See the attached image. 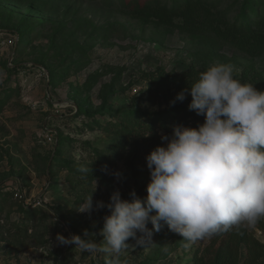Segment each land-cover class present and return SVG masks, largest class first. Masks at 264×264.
<instances>
[{
    "label": "rangeland",
    "instance_id": "rangeland-1",
    "mask_svg": "<svg viewBox=\"0 0 264 264\" xmlns=\"http://www.w3.org/2000/svg\"><path fill=\"white\" fill-rule=\"evenodd\" d=\"M129 1L153 11L170 2L0 0V264H105L112 258L60 245L56 237L84 238L87 229L103 245L113 193L131 202L135 191L144 201L151 182L146 157L166 145L129 143L119 152L112 146L122 127L129 138L136 118L144 125L138 110L165 109L148 100L159 70L179 75L193 64H226L236 75L251 67L264 78V49L252 56L202 29L181 33L151 14L146 24L132 17ZM190 1L226 12L229 20L238 12V0ZM257 7L264 22V0ZM258 28L264 32V23ZM91 194V215L78 212ZM99 201L105 207L96 210ZM147 227L153 229L150 222ZM244 227L264 247V219ZM168 234L162 221L120 264H213L224 238L191 243L177 237L166 247ZM247 258L240 246L237 264ZM248 263L264 264V258Z\"/></svg>",
    "mask_w": 264,
    "mask_h": 264
},
{
    "label": "clouds",
    "instance_id": "clouds-1",
    "mask_svg": "<svg viewBox=\"0 0 264 264\" xmlns=\"http://www.w3.org/2000/svg\"><path fill=\"white\" fill-rule=\"evenodd\" d=\"M190 95L189 110L204 116V123L198 128L175 125L171 138L162 135L167 146L146 157L151 175L146 201L135 191L131 202L114 192L106 206L111 214L104 217L100 232L103 245L87 229L84 238L57 234L60 245H75L93 257L107 253L112 258L105 264H120V256L130 247L144 246L153 230H161L162 221L195 243L264 219V91L234 78L231 65L215 64L200 73ZM184 99L185 92L176 97ZM92 194L78 212L91 215ZM104 207L97 202L96 210Z\"/></svg>",
    "mask_w": 264,
    "mask_h": 264
},
{
    "label": "trees",
    "instance_id": "trees-1",
    "mask_svg": "<svg viewBox=\"0 0 264 264\" xmlns=\"http://www.w3.org/2000/svg\"><path fill=\"white\" fill-rule=\"evenodd\" d=\"M128 3L132 17L146 24L149 23L148 15L151 14L160 23L167 22L169 26L180 30L181 33L192 34L195 30L202 29L214 34L220 40L245 49L252 56L258 54L257 49H264V32L258 28L264 23L260 20L263 16L262 10L257 7L259 0H238V12L233 20H229L228 13L214 10L202 1L170 0L169 4L166 3V8L161 11H153L147 6H140L135 1ZM175 19H178V22L174 21ZM207 69L205 66L198 68L193 64L179 75L159 70L158 74L150 79L152 91L148 100L152 105L165 106V109L154 113L148 110H138L136 115L144 119L143 124L146 127L143 128L144 125H141L142 123H139V119L136 118L132 124L135 133L132 132L131 137L126 138V129L122 127L117 132L119 139L116 140L112 148L119 152V149H125L129 143L138 145L150 142L164 143L167 146L168 141L162 140L161 137L166 135L171 138L173 126L183 125L184 127L198 128L202 125L205 117L198 116L195 111L189 110V105L192 102L190 87L199 79L200 73ZM234 78L240 80L241 83L252 84L258 91H264V78L258 72L253 71L251 67L245 68L240 74H234ZM181 92H185V99L182 102L176 100ZM173 101H175L174 104ZM122 125L121 123L120 126ZM145 131H149L148 136L142 134ZM147 195L144 196V201H146ZM215 236L224 238L213 264H237L240 246H245L249 253V259L247 258L244 264H249L248 261L255 263L264 258L263 245L244 225L239 229L233 228L229 232ZM177 237L182 238L169 230L168 236L164 239V242H169L165 243V246L169 247L170 242ZM201 262L203 264V261Z\"/></svg>",
    "mask_w": 264,
    "mask_h": 264
},
{
    "label": "built area",
    "instance_id": "built-area-1",
    "mask_svg": "<svg viewBox=\"0 0 264 264\" xmlns=\"http://www.w3.org/2000/svg\"><path fill=\"white\" fill-rule=\"evenodd\" d=\"M7 44H8V45H12V44H13V41H12V40H9V41L7 42Z\"/></svg>",
    "mask_w": 264,
    "mask_h": 264
}]
</instances>
